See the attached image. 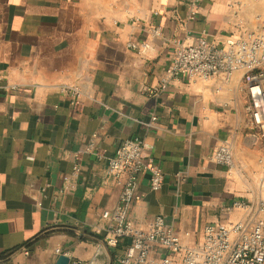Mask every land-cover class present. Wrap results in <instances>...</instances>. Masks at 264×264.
I'll return each instance as SVG.
<instances>
[{"label": "crops", "instance_id": "1", "mask_svg": "<svg viewBox=\"0 0 264 264\" xmlns=\"http://www.w3.org/2000/svg\"><path fill=\"white\" fill-rule=\"evenodd\" d=\"M259 15L264 0H0V264H55L60 254L88 264L98 241L70 231L105 239L103 212L121 200L107 163L127 138L152 143L165 176L155 192L143 175L134 225L163 215L193 245L208 221L239 216L237 199L257 200L264 148L243 73L167 83L163 76L180 46L221 42ZM63 85L81 87L79 110ZM93 139L96 151H88ZM225 142L233 169L213 161ZM76 162L83 177L73 192H61Z\"/></svg>", "mask_w": 264, "mask_h": 264}, {"label": "built area", "instance_id": "2", "mask_svg": "<svg viewBox=\"0 0 264 264\" xmlns=\"http://www.w3.org/2000/svg\"><path fill=\"white\" fill-rule=\"evenodd\" d=\"M133 16L136 22L140 21L138 11ZM146 31L154 36L162 35L158 26H146ZM128 45L140 48L145 44L129 42ZM238 71L243 73V86L249 97V118L264 138V16H257L254 25L228 35L221 42L200 38L195 43L180 46L163 79L167 83L187 75L207 81L219 73L231 75ZM17 90V85L10 86L11 92ZM144 90L152 92L148 86ZM61 91L72 107L79 110L82 104L81 87L63 85ZM96 148L93 139L87 150L96 151ZM152 148L153 144L145 139L127 138L108 159L107 174L114 180V186L120 187L121 200L117 207L103 212V218L109 220L103 240L110 249L122 237L131 239L118 264H264V178H260L262 193L257 200L237 199L233 207L238 209L239 216L236 219L208 221L203 238L193 245H184L180 233L167 223L163 215L156 216L147 227L130 221L131 209L140 198L139 186L143 175L150 174L151 188L155 192H161L164 185V172L150 154ZM97 155L102 157L100 152ZM213 161L229 169L235 167L234 152L227 142L214 152ZM82 177L81 164L76 162L72 171L62 178L60 191L73 192ZM43 200L40 194V206ZM57 253H62V250L57 249ZM70 264L84 263L72 258Z\"/></svg>", "mask_w": 264, "mask_h": 264}, {"label": "water", "instance_id": "3", "mask_svg": "<svg viewBox=\"0 0 264 264\" xmlns=\"http://www.w3.org/2000/svg\"><path fill=\"white\" fill-rule=\"evenodd\" d=\"M98 242H100V245L92 255L88 264H113L114 258L110 253V250L107 247L105 241L103 239H100L98 240ZM71 260L72 258L69 255L61 254L55 264H70Z\"/></svg>", "mask_w": 264, "mask_h": 264}, {"label": "trees", "instance_id": "4", "mask_svg": "<svg viewBox=\"0 0 264 264\" xmlns=\"http://www.w3.org/2000/svg\"><path fill=\"white\" fill-rule=\"evenodd\" d=\"M74 231L75 230H71L70 232L73 235L77 236L80 241L88 240V238H92L95 241H98V240L104 238L103 235L93 233L89 229H85L81 233H73ZM130 243H131V239L129 237H122V238H120L118 244L115 247H110L109 250H110V253L112 254L114 260H117L118 258H120L123 255L125 249L130 245ZM14 251H15V249L10 251V253L14 252Z\"/></svg>", "mask_w": 264, "mask_h": 264}, {"label": "rangeland", "instance_id": "5", "mask_svg": "<svg viewBox=\"0 0 264 264\" xmlns=\"http://www.w3.org/2000/svg\"><path fill=\"white\" fill-rule=\"evenodd\" d=\"M256 132H258V131H256ZM258 136H259V142H260V144L263 146V148H264V138H262L260 135H259V132H258ZM262 138V139H261ZM263 182H264V179H263ZM100 245V242H97V244H95V250H97V248H98V246ZM119 263V261H118V259L117 260H114V262H113V264H118Z\"/></svg>", "mask_w": 264, "mask_h": 264}, {"label": "bare ground", "instance_id": "6", "mask_svg": "<svg viewBox=\"0 0 264 264\" xmlns=\"http://www.w3.org/2000/svg\"><path fill=\"white\" fill-rule=\"evenodd\" d=\"M107 251V250H106Z\"/></svg>", "mask_w": 264, "mask_h": 264}]
</instances>
